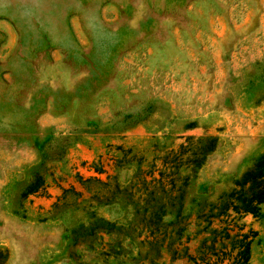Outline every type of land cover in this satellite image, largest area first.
Returning <instances> with one entry per match:
<instances>
[{
	"label": "rangeland",
	"instance_id": "rangeland-1",
	"mask_svg": "<svg viewBox=\"0 0 264 264\" xmlns=\"http://www.w3.org/2000/svg\"><path fill=\"white\" fill-rule=\"evenodd\" d=\"M187 136L215 146L151 229L137 184ZM263 151L264 0H0V264H186L164 244ZM222 221L264 264V202Z\"/></svg>",
	"mask_w": 264,
	"mask_h": 264
},
{
	"label": "trees",
	"instance_id": "trees-1",
	"mask_svg": "<svg viewBox=\"0 0 264 264\" xmlns=\"http://www.w3.org/2000/svg\"><path fill=\"white\" fill-rule=\"evenodd\" d=\"M214 146V138L203 141L201 138L187 136L177 150L167 153L165 167L157 169V176L149 175V179L139 180L137 187L141 188L144 194L142 200L147 205H151L149 213L145 216L147 227L158 230L163 225L166 226V223L162 221L164 215L175 208L176 215L179 213L182 206L183 187L187 184L188 176H176L177 170L182 165L190 171L198 168L205 159L206 153L212 151ZM166 168L169 173H166ZM119 192L126 193V189H121L115 181H105L106 201ZM263 202L264 151L233 182L229 190L221 193L215 202L207 203L201 208L198 213L201 221L197 224L200 228L197 232L209 234L202 238L194 254L188 252L187 246H182V254L177 252V248L170 250L171 246L167 243L163 248L169 251L171 258L187 257L186 264H248L250 244L255 232L251 230L245 232L242 230L243 226H240L231 234L232 229L222 224V220L236 215L256 216ZM155 241L158 247H162L164 237L155 238Z\"/></svg>",
	"mask_w": 264,
	"mask_h": 264
}]
</instances>
